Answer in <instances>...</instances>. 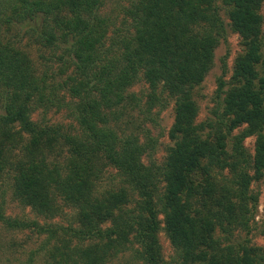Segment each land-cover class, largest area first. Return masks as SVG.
Here are the masks:
<instances>
[{
  "label": "trees",
  "instance_id": "16d2710c",
  "mask_svg": "<svg viewBox=\"0 0 264 264\" xmlns=\"http://www.w3.org/2000/svg\"><path fill=\"white\" fill-rule=\"evenodd\" d=\"M123 1L121 28L100 12L105 0H2L1 22L15 32L0 39V186L7 177L11 199L46 222L5 215L0 189V223L45 233V264H106L133 245L143 264H172L161 253L160 228L183 263L264 264V243L220 247L214 236L216 228L229 233L246 224L247 203L256 201L249 182L264 174V0ZM222 8L242 51L229 86L217 80L224 121L209 140L193 125L192 89L224 32ZM22 36L61 61L63 78L38 73L30 52L14 40ZM140 79L149 89L148 108L174 97L173 147L159 165L142 162L150 140L114 128L117 106L136 100L127 89ZM60 106L74 109V133L31 119L38 108ZM239 126L227 152L224 137ZM251 135L249 158L242 141ZM204 159L229 178L193 182ZM108 167L120 182L97 188ZM64 206L73 211L66 225L47 221ZM261 235L264 242V222Z\"/></svg>",
  "mask_w": 264,
  "mask_h": 264
},
{
  "label": "rangeland",
  "instance_id": "374dc122",
  "mask_svg": "<svg viewBox=\"0 0 264 264\" xmlns=\"http://www.w3.org/2000/svg\"><path fill=\"white\" fill-rule=\"evenodd\" d=\"M2 4V0H0V10L2 9ZM123 5H125L123 0H105L100 12L108 15L114 21L115 26L123 28L127 25L122 12ZM259 14L262 18L261 31L264 43V1L260 5ZM220 16L223 21L224 32L218 38L217 44L213 49L211 66L202 81L192 89V97L197 105L193 125H195L196 130L203 138L209 140L213 139L216 123L224 121L221 101L223 94L216 92L217 80L220 78L224 82V89L229 86L233 60L242 51L240 39L237 33L231 30L223 8L220 11ZM121 21L124 24L121 25ZM5 26L0 18V39L2 41L13 37L15 32L13 28L5 30ZM19 34L21 35V33ZM14 40H18L19 46L30 52V57L39 74L43 72L47 77L57 76V80L61 79V77L63 78L64 75H58V68L63 64L59 59L51 57L54 54L50 50H44L30 44L25 36L14 37ZM57 53L59 52L57 51ZM262 53L264 58V47ZM70 70L69 66L66 69V73L70 72ZM127 91L133 93L136 96V100L128 101V103L122 102L117 106L116 110L118 113L117 120H114V128L118 134L136 135L141 143H146L150 140L148 143L149 147H147L141 157L142 162L145 164L152 162L159 165L165 161L173 147V140L169 137L168 130L173 122L174 97H167L163 106L148 108L146 92L149 89L143 80L140 79L129 86ZM68 99L66 96V100ZM73 110L67 106H60L44 112L41 108H38L31 114V119L37 122L46 121L48 124L65 132L74 133L77 127L73 118ZM242 128L243 126L236 127L224 137L225 150L227 152L231 151L233 142L231 137L236 135ZM223 131H225V126L222 127L221 133ZM242 145L248 157L251 158L253 155L254 136L245 137ZM247 171L248 174H252L250 168ZM207 175L216 180L221 176H226L227 178L230 176L227 170L218 171L211 165L209 166L204 159L200 162V167L196 168L190 177L193 182H201ZM4 181L0 186V189L4 190V214L9 217L22 219L35 218L39 223L44 222V219L35 217L29 208L23 207L11 199L10 190L8 189L9 179L5 177ZM119 182L115 171L108 167L101 173V180L97 182V188L102 189ZM247 193L256 195L254 206L250 201L247 203L249 212L252 209L251 217L248 214L246 224L242 225L239 223L232 227L229 233L222 232L216 228L214 236L218 239L217 243L220 247L226 245H231L234 248L239 246L262 247L264 243L261 235V227L264 222V174L260 178L252 179L249 182ZM72 212L70 207L64 206L62 207L61 215L47 221L53 224L66 225L71 219ZM158 218L161 219V214L158 215ZM160 225H162L161 222ZM45 235V233L37 234L30 229L9 230L0 223V264H45V261H47L46 251L43 247L46 242ZM157 236L161 253L165 260L172 261V264L199 263H183L177 259L162 228L158 231ZM134 248L135 245L118 253L116 256L111 257L106 264H143L134 254Z\"/></svg>",
  "mask_w": 264,
  "mask_h": 264
}]
</instances>
